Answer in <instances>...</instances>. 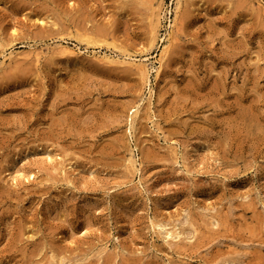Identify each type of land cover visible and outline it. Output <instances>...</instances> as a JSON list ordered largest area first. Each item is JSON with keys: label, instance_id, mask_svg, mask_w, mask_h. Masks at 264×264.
<instances>
[{"label": "rangeland", "instance_id": "obj_1", "mask_svg": "<svg viewBox=\"0 0 264 264\" xmlns=\"http://www.w3.org/2000/svg\"><path fill=\"white\" fill-rule=\"evenodd\" d=\"M0 264H264V0H0Z\"/></svg>", "mask_w": 264, "mask_h": 264}, {"label": "bare ground", "instance_id": "obj_2", "mask_svg": "<svg viewBox=\"0 0 264 264\" xmlns=\"http://www.w3.org/2000/svg\"><path fill=\"white\" fill-rule=\"evenodd\" d=\"M13 35V34H12ZM175 237V236H174Z\"/></svg>", "mask_w": 264, "mask_h": 264}]
</instances>
